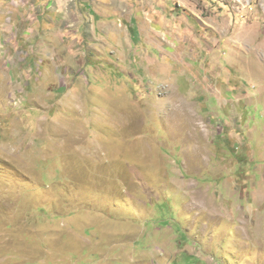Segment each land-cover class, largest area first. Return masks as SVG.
<instances>
[{"label":"rangeland","instance_id":"374dc122","mask_svg":"<svg viewBox=\"0 0 264 264\" xmlns=\"http://www.w3.org/2000/svg\"><path fill=\"white\" fill-rule=\"evenodd\" d=\"M0 12V264H264V0Z\"/></svg>","mask_w":264,"mask_h":264},{"label":"crops","instance_id":"0c3cea01","mask_svg":"<svg viewBox=\"0 0 264 264\" xmlns=\"http://www.w3.org/2000/svg\"><path fill=\"white\" fill-rule=\"evenodd\" d=\"M2 0H0V2H1ZM23 10V12H28L30 9H27V10H24V8L22 9ZM2 15V13L0 12V16ZM2 17V16H1Z\"/></svg>","mask_w":264,"mask_h":264}]
</instances>
